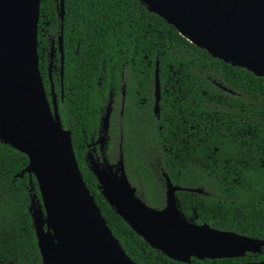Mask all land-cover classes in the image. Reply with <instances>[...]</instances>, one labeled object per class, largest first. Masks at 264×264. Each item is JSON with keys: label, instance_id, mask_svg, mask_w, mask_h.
<instances>
[{"label": "trees", "instance_id": "1", "mask_svg": "<svg viewBox=\"0 0 264 264\" xmlns=\"http://www.w3.org/2000/svg\"><path fill=\"white\" fill-rule=\"evenodd\" d=\"M59 11L60 0H41L40 74L83 180L127 256L136 264L264 261V246L240 258L166 257L109 205L91 168L92 160L122 159L136 195L155 209L165 206L168 177L187 220L264 241V77L213 57L139 0H64L62 19ZM109 103L101 156L91 142ZM27 166L24 153L0 140V264H42L30 212L33 198L43 211L37 181L18 176Z\"/></svg>", "mask_w": 264, "mask_h": 264}, {"label": "water", "instance_id": "2", "mask_svg": "<svg viewBox=\"0 0 264 264\" xmlns=\"http://www.w3.org/2000/svg\"><path fill=\"white\" fill-rule=\"evenodd\" d=\"M139 1L213 57L264 77V0ZM40 2L0 0V140L28 157L27 168L18 176L28 172L37 181L44 219L39 207L32 205L30 210L42 263L136 264L90 194L71 134L62 128L55 100L51 108L47 99L37 52ZM63 12L64 0H60L61 19ZM58 48L63 61L62 35ZM48 72L51 77L50 67ZM155 84L158 97L157 69ZM110 110L111 103L102 120L103 131L108 130ZM104 140L100 136L98 142ZM91 168L116 213L172 260L240 258L259 253L264 246V241L187 220L177 203L180 188L168 177L165 206L155 209L136 195L122 159L114 166L92 160Z\"/></svg>", "mask_w": 264, "mask_h": 264}, {"label": "flooded vegetation", "instance_id": "3", "mask_svg": "<svg viewBox=\"0 0 264 264\" xmlns=\"http://www.w3.org/2000/svg\"><path fill=\"white\" fill-rule=\"evenodd\" d=\"M52 49H53V52L51 53L50 52V57H51V61H50V70H51V66H52V58H53V56H51V54L53 55V53H54V48H53V46L51 47V51H52ZM48 76H49V72H48ZM50 76H51V73H50ZM49 79H50V82H51V84H50V86H51V96L52 95H54V85H53V82H52V77H49ZM52 87H53V91H52ZM46 91V90H45ZM47 94V93H46ZM47 99H48V97H47ZM53 100H55V104H56V99H54V98H52V100H51V102H50V104H51V108L53 107ZM49 101V100H48ZM106 112V111H105ZM110 112H111V110H110ZM104 118V117H103ZM109 122H110V118H109ZM108 130H109V127H108ZM108 130L107 131H103L102 130V122H101V125H100V129H99V134H98V137H97V139L96 140H94V141H92L91 142V149H92V151H93V153L94 154H98L97 152H99V153H101V156H102V154L104 153V147H105V145L107 144V141H109V137H108ZM100 136H104V138H105V140H104V143L103 144H100L99 142H98V140H99V138H100ZM104 155V154H103ZM117 160V159H116ZM116 160H114V161H116ZM119 160V159H118ZM118 160H117V162H118ZM117 162L115 163V165L117 164ZM132 185V184H131ZM133 186V185H132ZM134 187V186H133ZM135 188V187H134ZM136 190V189H135ZM165 193H166V180H165ZM33 201L31 202V206L32 205H35V206H37L38 207V204H37V202L35 201V199L33 198L32 199ZM30 212H32L31 210H30ZM42 213V218L44 219V210L41 212ZM44 222V221H43ZM44 229L46 230V227L44 226ZM149 245V244H148ZM150 246V245H149ZM151 247V246H150ZM38 250H39V248H38ZM157 250V249H156ZM39 253H40V251H39ZM40 256H41V254H40ZM192 258V257H191ZM191 260V259H190ZM41 261H42V257H41ZM43 264V263H42Z\"/></svg>", "mask_w": 264, "mask_h": 264}, {"label": "bare ground", "instance_id": "4", "mask_svg": "<svg viewBox=\"0 0 264 264\" xmlns=\"http://www.w3.org/2000/svg\"><path fill=\"white\" fill-rule=\"evenodd\" d=\"M193 41V40H192ZM194 42V41H193Z\"/></svg>", "mask_w": 264, "mask_h": 264}]
</instances>
